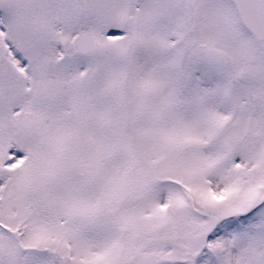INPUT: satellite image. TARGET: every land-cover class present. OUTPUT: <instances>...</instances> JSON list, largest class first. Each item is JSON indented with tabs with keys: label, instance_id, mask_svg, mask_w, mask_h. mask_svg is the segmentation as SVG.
<instances>
[{
	"label": "snow or ice",
	"instance_id": "snow-or-ice-1",
	"mask_svg": "<svg viewBox=\"0 0 264 264\" xmlns=\"http://www.w3.org/2000/svg\"><path fill=\"white\" fill-rule=\"evenodd\" d=\"M0 264H264V0H0Z\"/></svg>",
	"mask_w": 264,
	"mask_h": 264
}]
</instances>
